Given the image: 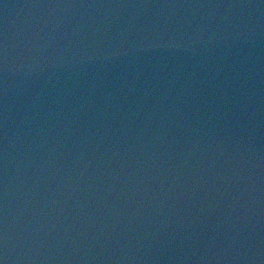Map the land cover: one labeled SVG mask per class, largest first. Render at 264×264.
<instances>
[{
    "label": "water",
    "instance_id": "95a60500",
    "mask_svg": "<svg viewBox=\"0 0 264 264\" xmlns=\"http://www.w3.org/2000/svg\"><path fill=\"white\" fill-rule=\"evenodd\" d=\"M4 264H264V0H0Z\"/></svg>",
    "mask_w": 264,
    "mask_h": 264
},
{
    "label": "snow or ice",
    "instance_id": "6c2138e0",
    "mask_svg": "<svg viewBox=\"0 0 264 264\" xmlns=\"http://www.w3.org/2000/svg\"><path fill=\"white\" fill-rule=\"evenodd\" d=\"M0 264H4V261L3 260H0Z\"/></svg>",
    "mask_w": 264,
    "mask_h": 264
}]
</instances>
